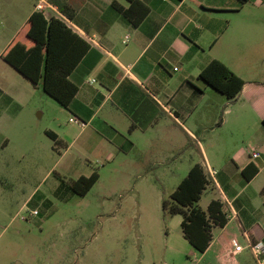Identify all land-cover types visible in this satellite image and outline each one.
Wrapping results in <instances>:
<instances>
[{"label":"crops","instance_id":"obj_1","mask_svg":"<svg viewBox=\"0 0 264 264\" xmlns=\"http://www.w3.org/2000/svg\"><path fill=\"white\" fill-rule=\"evenodd\" d=\"M55 1L73 8L68 26L80 38L75 50L86 49L69 76L78 92L69 108L56 110L52 121L58 127V116L65 114L69 121L77 117L85 125L70 121L69 127L62 129L60 125L58 131L44 129L60 159L75 149L71 163L95 158L101 164L117 159L126 164L136 152L140 163L171 164L161 172L178 180L171 193L196 163L208 174L209 167L216 169L217 174L210 176L213 184L204 191L208 195L206 203L202 204L204 193L198 203L207 209L212 200H220L227 223L213 227L210 246L199 252L183 232L177 231L183 216L174 215L163 264H261L264 251L258 258L252 246L261 244L264 248V77H245L219 52L230 46L235 65L238 52L255 45L254 21L244 22L233 30L232 37L227 36L231 29L227 15L239 13L245 4L238 0H140L150 11L134 26L115 7L127 9L129 0ZM35 3L0 0V168L6 162L29 159L26 146L36 122L27 116L26 108L35 97H51L41 84L34 85L2 57L22 35L31 15L38 12ZM213 59L223 61L246 81L234 101L200 77ZM242 123L252 127L255 144L227 151V143L216 136V131L223 127L238 129ZM48 131L57 135L58 143ZM10 147L14 151L6 157ZM253 148L260 152L258 158H252ZM34 152L41 162V147ZM250 164L259 171L247 180L243 170ZM26 168H17L15 178H29ZM81 170L72 167L60 173L49 187L63 199L78 195L63 187L60 177L77 179L97 172L86 174ZM53 175L55 171H49L47 180ZM32 200L33 194L22 203L21 210ZM237 245L243 249L237 251Z\"/></svg>","mask_w":264,"mask_h":264},{"label":"rangeland","instance_id":"obj_2","mask_svg":"<svg viewBox=\"0 0 264 264\" xmlns=\"http://www.w3.org/2000/svg\"><path fill=\"white\" fill-rule=\"evenodd\" d=\"M227 17L231 23L228 37L244 22L254 21L255 45L238 50L235 65L236 57L230 46L222 47L219 52L245 77H264V1L250 0L239 13ZM26 109L27 116L36 122L26 146L29 159L6 162L0 168V264H163L168 239L173 234L170 225L173 216L164 215L163 203L170 200L178 180L161 172L171 164L140 163L136 152L126 164L119 159L101 164L95 158L71 163L75 149L60 159L44 129L53 127L58 131L60 125L62 129L71 125L65 114L58 116V127L52 124L61 105L51 97H35ZM220 116L221 111L218 120ZM252 134V127L247 128L243 123L238 129L223 127L216 131V136L227 143V151L251 148L255 144ZM36 146L43 153L41 162L34 152ZM13 151L10 147L6 157ZM20 167H27L30 172L26 180L15 178L13 172ZM72 167L86 174L97 171L100 178L87 195L63 199L53 193L49 183ZM49 171H55L56 175L47 180ZM31 194V204L21 210ZM42 198L45 202L41 203ZM207 199L204 192L203 205ZM34 209L39 214L32 215ZM177 231L182 234L181 228Z\"/></svg>","mask_w":264,"mask_h":264},{"label":"trees","instance_id":"obj_3","mask_svg":"<svg viewBox=\"0 0 264 264\" xmlns=\"http://www.w3.org/2000/svg\"><path fill=\"white\" fill-rule=\"evenodd\" d=\"M129 8L114 6L128 17L134 26H138L149 13L150 8L140 0H129ZM241 5L250 0H238ZM68 16H73V8L63 1H55ZM25 38L27 42L21 39ZM80 38L61 18L51 17L48 20L42 13L34 12L29 18L22 35L7 48L2 57L34 85L41 84L43 90L55 99L61 106L69 108L78 92V86L69 76L80 56L86 50H75ZM77 52V53H76ZM200 77L212 88L234 101L242 92L246 81L237 75L230 67L219 59H213L203 70ZM264 124V119H263ZM56 143L57 135L47 132ZM251 170V171H250ZM259 169L250 164L243 170L247 180H251ZM62 180V186L70 188L74 193L85 196L98 182L99 174L93 172L90 176L77 179ZM213 184V180L204 166L196 163L188 175L171 193L170 200L163 203L164 215L181 214L183 221L181 229L184 237L199 252H204L212 241V229L224 226L228 221L224 204L217 199L210 202L207 209L199 205L204 191ZM262 193L264 194V188Z\"/></svg>","mask_w":264,"mask_h":264},{"label":"built area","instance_id":"obj_4","mask_svg":"<svg viewBox=\"0 0 264 264\" xmlns=\"http://www.w3.org/2000/svg\"><path fill=\"white\" fill-rule=\"evenodd\" d=\"M35 10L38 12L43 13L44 15L48 16L49 18L51 17H55V18H61L63 19L67 24L71 23V21L69 20L68 16L60 9V7L54 3H52L49 0H36L35 3ZM129 68V66L127 67ZM94 81V80H93ZM71 122H75V123H81L82 125H85V123L80 120L77 117H72L70 119ZM251 156L252 158H258L260 156V152L256 149L253 148L251 150ZM209 174L211 177H214L217 174V170L214 168H208ZM32 215H37L39 214V211L37 209H34L31 212ZM253 251L255 253V255L259 258V256L263 253L264 248L261 244H257V245H253L252 246ZM243 247L240 245L236 246V250L240 251L242 250ZM261 264H264V259L261 260Z\"/></svg>","mask_w":264,"mask_h":264}]
</instances>
